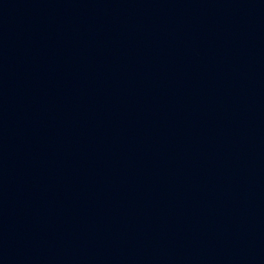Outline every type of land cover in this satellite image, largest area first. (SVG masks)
<instances>
[{
    "label": "water",
    "instance_id": "1",
    "mask_svg": "<svg viewBox=\"0 0 264 264\" xmlns=\"http://www.w3.org/2000/svg\"><path fill=\"white\" fill-rule=\"evenodd\" d=\"M0 264H264V0H0Z\"/></svg>",
    "mask_w": 264,
    "mask_h": 264
}]
</instances>
